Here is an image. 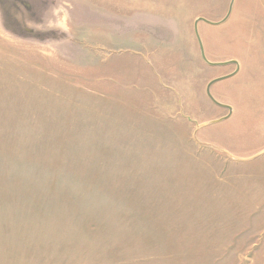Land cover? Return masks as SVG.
I'll use <instances>...</instances> for the list:
<instances>
[{"label": "rangeland", "instance_id": "rangeland-1", "mask_svg": "<svg viewBox=\"0 0 264 264\" xmlns=\"http://www.w3.org/2000/svg\"><path fill=\"white\" fill-rule=\"evenodd\" d=\"M96 1L0 0V264H264V0Z\"/></svg>", "mask_w": 264, "mask_h": 264}, {"label": "water", "instance_id": "water-1", "mask_svg": "<svg viewBox=\"0 0 264 264\" xmlns=\"http://www.w3.org/2000/svg\"><path fill=\"white\" fill-rule=\"evenodd\" d=\"M230 12H231V8H230ZM230 12H229V13H230ZM227 18H228V17H227ZM200 22H205V23H207V24H209V25H212V26H218V25H220L221 23H220V24H215V23H212V22H210V21H208V20H206V19H204V18H199V19L196 21V23H195V26H194V29H195V35H196V38H197V40H198V42H199V45H200V50H201V55H202L203 60H204L208 65H210V66H212V67L228 66L229 64H237L236 61L228 62V63H212V62H210V61L207 59L206 54H205V50H204V46H203V42H202V39H201L200 34H199V30H198V24H199ZM222 23H223V22H222ZM235 74H236V72H235L234 74H232V75H229V76H226V77H223V78H218V79L213 80L212 82L209 83V85H208V87H207V95H208V97L210 98V100H211L214 104H216L217 106H220V107H222V108H228L227 106L221 105L220 103H218V102L213 98V96H212L211 93H210V92H211L210 90H211L212 86H213L214 84L220 82V81H223V80H227V79L232 78Z\"/></svg>", "mask_w": 264, "mask_h": 264}, {"label": "crops", "instance_id": "crops-1", "mask_svg": "<svg viewBox=\"0 0 264 264\" xmlns=\"http://www.w3.org/2000/svg\"><path fill=\"white\" fill-rule=\"evenodd\" d=\"M96 3H97V6H98V10L101 12V11H103L105 14H107V13H109L111 10V2H109V1H102V0H97L96 1ZM104 7L106 8V9H108L109 8V12H107V10H104ZM95 16H97L96 14H94ZM100 15H101V13H100Z\"/></svg>", "mask_w": 264, "mask_h": 264}, {"label": "bare ground", "instance_id": "bare-ground-1", "mask_svg": "<svg viewBox=\"0 0 264 264\" xmlns=\"http://www.w3.org/2000/svg\"><path fill=\"white\" fill-rule=\"evenodd\" d=\"M207 20V19H206ZM209 21V20H208ZM211 22V21H210ZM223 22V21H222ZM222 22H212V23H215V24H220V23H222ZM237 62V61H236ZM224 63V62H223ZM226 63H228V62H226ZM235 65H239V63L237 62V64H235ZM240 66V65H239ZM238 69H239V67H238ZM211 91V90H210ZM206 92H207V90H206ZM211 93V92H210ZM212 95V94H211ZM214 98V97H213ZM218 102V101H217ZM219 103V102H218ZM221 104V103H220ZM221 105H224V104H221ZM224 106H227L228 108V110L230 111V112H232V108L230 107V106H228V105H224Z\"/></svg>", "mask_w": 264, "mask_h": 264}]
</instances>
